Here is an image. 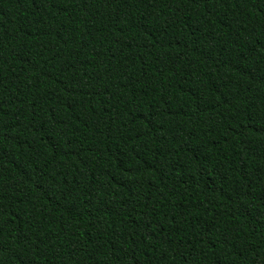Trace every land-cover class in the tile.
Returning <instances> with one entry per match:
<instances>
[{
    "label": "trees",
    "instance_id": "trees-1",
    "mask_svg": "<svg viewBox=\"0 0 264 264\" xmlns=\"http://www.w3.org/2000/svg\"><path fill=\"white\" fill-rule=\"evenodd\" d=\"M0 264H264V0H0Z\"/></svg>",
    "mask_w": 264,
    "mask_h": 264
}]
</instances>
